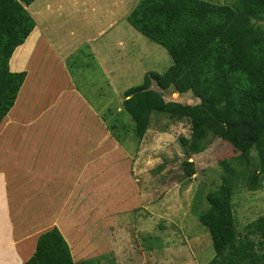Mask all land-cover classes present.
<instances>
[{
	"label": "rangeland",
	"instance_id": "rangeland-1",
	"mask_svg": "<svg viewBox=\"0 0 264 264\" xmlns=\"http://www.w3.org/2000/svg\"><path fill=\"white\" fill-rule=\"evenodd\" d=\"M138 1L36 0L23 6L34 26L28 36L22 38V43L15 46L12 35L18 19L13 18L11 10H6L0 19V43L11 51L6 60L8 72L24 74L14 102L0 125L6 124V117L21 91L28 87L26 78L31 63L28 38L37 27L43 37L60 49L61 56L70 53L64 62L67 71L100 120L106 117L107 123L116 121L123 126L117 133L124 139L120 147L128 155L123 157L114 149L98 168L90 170V175H95L91 184L77 187L71 196L77 200L70 201L67 211L59 218L60 211L55 210L52 203L46 207L42 201H19L25 200L19 192L23 191L25 196L32 192L28 187L9 184L6 193L12 204V219L16 226H27L30 220L28 205H36L34 211L47 214L36 218L48 225L38 238L53 229L61 231L76 264L81 261H91V264H208L214 253L210 236L199 223L198 215L208 208L207 193L220 184L219 163L234 159L238 154L226 142L210 135L206 148L189 159L195 173L188 178L182 170L185 157L180 139L190 137L189 122H176L166 115L152 113L143 139L138 142L135 138L134 124L122 111L123 93L140 85L146 73L163 74L172 65L162 46L142 36L128 23L127 16ZM205 1L232 8L239 3V0ZM109 24L115 26L101 36V31L108 29ZM259 25L264 27V20ZM125 30L127 39H122L124 45L119 47V39L113 38V33ZM35 53L34 50L33 55ZM36 61L38 67L42 66V59ZM151 89L161 93L166 102L190 105L199 102L190 93L177 94L172 89L161 91L154 83ZM101 122L112 137L105 122ZM5 139L10 142L8 137ZM112 159L116 166L111 165ZM249 159L251 169L260 163L254 149ZM53 161L56 162L55 153ZM3 171L7 177L13 174V170ZM17 171L14 178L19 177ZM61 188L64 190V187H44L46 192L52 190L53 194ZM68 188L70 192L73 190V187ZM78 191L80 194L76 197ZM232 203L238 239L243 240L246 225L264 216V176L260 187L254 191L238 185ZM7 222L6 214L0 212V230L11 235ZM248 238L255 243L261 240L257 235ZM256 250H259L257 244Z\"/></svg>",
	"mask_w": 264,
	"mask_h": 264
},
{
	"label": "trees",
	"instance_id": "trees-1",
	"mask_svg": "<svg viewBox=\"0 0 264 264\" xmlns=\"http://www.w3.org/2000/svg\"><path fill=\"white\" fill-rule=\"evenodd\" d=\"M35 1L0 0V19L6 10L18 19L13 46L22 43L33 29L23 6ZM263 20L264 0H239L234 8L205 0H139L127 16L138 33L162 46L172 60L163 74L148 72L140 85L123 93L122 111L133 122L138 142L149 128L152 113H158L172 121L186 120L191 126L190 137L180 139L185 177L195 173L189 159L206 148L210 135L238 154L219 163L220 184L207 193L208 208L198 215L214 253L208 264H264V216L246 225L247 233L240 240L232 203L238 185L254 191L264 176V27L259 25ZM3 46L0 43V121L24 78V74L8 72L6 60L11 51ZM152 83L161 91L190 93L199 102H166L161 93L151 89ZM102 120L123 146L124 139L117 133L123 126L116 121L107 123L106 117ZM253 149L260 163L251 169L249 155ZM1 206L2 197L0 212ZM64 213L61 210L58 218ZM253 235L261 240L255 243L248 238ZM71 253L61 233L53 229L38 238L35 252L24 264H76Z\"/></svg>",
	"mask_w": 264,
	"mask_h": 264
},
{
	"label": "crops",
	"instance_id": "crops-1",
	"mask_svg": "<svg viewBox=\"0 0 264 264\" xmlns=\"http://www.w3.org/2000/svg\"><path fill=\"white\" fill-rule=\"evenodd\" d=\"M113 26L115 24H109L108 29L101 31L100 35L109 32ZM113 38L119 39V47L123 46L122 39H127L126 30L123 33L114 32ZM28 41V54H31L26 78L28 87L21 91L12 112L6 117V124L0 125L3 128L0 134L1 210L6 214L11 232L8 235L0 230V264H24L35 252L39 233L47 226L42 219L36 218L47 214L34 211L33 206L36 205L31 204L27 209V216L30 217L28 225L14 224L10 196L6 193L9 184L28 187V191L32 192L29 196L22 194L23 191L19 192L20 196L25 197V200L19 201H42L46 207L52 203L55 210L66 212L75 187L91 184L95 175H90V170L92 172L98 168L114 149L123 157H128L120 144L112 139L97 112L85 101L80 88L70 77L64 64L70 53L61 56L60 49L43 37L37 27ZM98 54L101 55V52ZM36 59L43 60L42 66L38 67ZM6 137L10 139L9 143ZM111 161V165L116 166L115 161ZM3 170H13L14 175L18 170L19 177L14 178L13 174L7 177ZM53 186L64 187V190L61 188L53 194L52 190L49 193L44 189ZM68 187H73V190L70 192ZM79 194L80 191L75 193L76 197Z\"/></svg>",
	"mask_w": 264,
	"mask_h": 264
}]
</instances>
